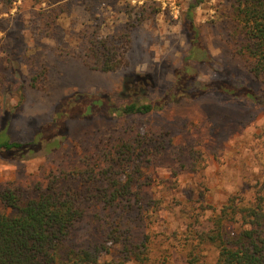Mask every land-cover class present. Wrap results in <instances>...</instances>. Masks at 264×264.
Wrapping results in <instances>:
<instances>
[{
	"label": "rangeland",
	"instance_id": "obj_1",
	"mask_svg": "<svg viewBox=\"0 0 264 264\" xmlns=\"http://www.w3.org/2000/svg\"><path fill=\"white\" fill-rule=\"evenodd\" d=\"M194 1L0 0V125H10L16 139H32L38 126L50 122L62 101L76 92L120 100L141 91L158 99L175 80L190 48L187 9ZM128 12L141 15V20L132 31L127 67L104 73L74 54L90 37L125 25ZM194 22L213 58L212 67L198 65L199 81L215 72L237 74L261 88L239 54L234 0H203L194 10ZM43 66L50 74L46 87L37 89L30 80ZM21 91L27 94L25 104H19ZM41 91L51 94L44 97ZM66 132L63 146L50 155L45 156V137L33 151L0 156V188L15 189L28 198L55 176L74 180L85 212L73 229L72 241L82 247L112 246L111 252L102 253V264L121 260L123 246L110 243L108 231L129 213L99 201L95 194L102 182L87 180L88 172L100 178L102 162L113 155L112 141L141 145L135 162L142 175L134 187L132 215L125 218L129 223L122 227L121 241L127 242L133 233L134 242H140L151 233L153 252L147 264L156 259L160 264H186L187 249L168 235L176 230H207L228 198L251 199L264 185V105L250 101L209 93L183 98L149 115L69 119L55 134L63 140ZM156 201L162 210L152 209ZM203 252L210 264L216 260L214 247Z\"/></svg>",
	"mask_w": 264,
	"mask_h": 264
},
{
	"label": "trees",
	"instance_id": "obj_2",
	"mask_svg": "<svg viewBox=\"0 0 264 264\" xmlns=\"http://www.w3.org/2000/svg\"><path fill=\"white\" fill-rule=\"evenodd\" d=\"M202 1L195 0L188 6L190 48L175 73V80L158 99L141 91H134L130 97L120 100L106 94L76 92L68 101L67 98L62 101L50 122L38 126L32 139H16L9 131L10 125H0V156L4 153L9 156L16 151H33L45 137L48 138L45 156L54 153L68 137L66 132L61 140L55 133L69 119L95 115L106 118L149 115L183 98L198 99L209 93L264 105V0H234L239 54L251 76L261 83L259 89L237 74L215 72L211 78L199 81L198 65L213 66V58L194 22V10ZM128 15L129 20L117 31L90 37L86 46L74 54L80 56L89 68L104 73L127 67L132 31L136 22L141 20V15L136 13L128 12ZM49 74L47 66L39 68L30 85L37 89L45 88L44 82ZM41 93L48 97L51 91ZM20 94L19 104H25L27 94L25 91ZM139 146L133 140L112 141L109 150L113 155L102 162L103 168L97 173L100 178L93 172L80 173L82 182L86 173L88 181L102 182L95 194L99 201L103 200L117 209L120 206L126 214L129 212L108 231L110 243L123 246L122 255L118 257L121 260L117 264H126L129 260L147 264L153 252L154 236L151 233L140 242H134L133 233L129 234L127 242L121 241L122 227L129 223L125 218L132 215L134 187L142 175L141 167L135 162ZM67 179V175L55 176L28 198L15 189L0 188V264H102V253L111 252L112 246L82 247L72 241L73 229L83 219L85 208L81 190L74 187V180ZM254 194L251 199L246 195L228 198L212 217V225L207 230H176L168 235L187 249L186 264H210L203 252L208 247L217 250V258L211 264H264V185L257 187ZM154 203L152 209L162 210V204ZM152 264H160L159 259Z\"/></svg>",
	"mask_w": 264,
	"mask_h": 264
}]
</instances>
